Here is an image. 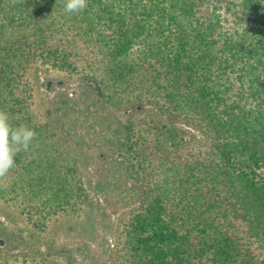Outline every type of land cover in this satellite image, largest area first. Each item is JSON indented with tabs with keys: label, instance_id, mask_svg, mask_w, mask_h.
<instances>
[{
	"label": "trees",
	"instance_id": "trees-1",
	"mask_svg": "<svg viewBox=\"0 0 264 264\" xmlns=\"http://www.w3.org/2000/svg\"><path fill=\"white\" fill-rule=\"evenodd\" d=\"M0 109L37 133L0 188L26 220L0 215V264H264V0H0ZM77 214L83 242L50 236Z\"/></svg>",
	"mask_w": 264,
	"mask_h": 264
},
{
	"label": "rangeland",
	"instance_id": "rangeland-1",
	"mask_svg": "<svg viewBox=\"0 0 264 264\" xmlns=\"http://www.w3.org/2000/svg\"><path fill=\"white\" fill-rule=\"evenodd\" d=\"M48 96L53 98L54 95L53 93L48 94L44 90H38L36 92V103L39 109L43 108V106L46 105ZM68 145L75 151L80 150V147L77 148L76 143L72 145L69 142ZM96 153L99 156L98 149H96ZM82 162L83 158H81V163ZM90 166L91 169L84 171L85 177L87 176L98 179L106 172V168L104 167V165H101V162L98 164L92 163L90 164ZM118 185V182H113V184H111L109 188H107L108 192L105 193V196L102 195V206L105 208L107 217H109L111 227H113V231L115 232L117 231L119 226V219L123 217L124 213L127 212L134 204L133 199H130L127 195H125L124 197L120 192L117 191ZM95 195L97 196L96 193ZM5 213L10 214L12 219L18 226H26V220L24 216L20 215L17 211L9 209L0 204V215ZM92 220L86 219V217H80L79 214L59 216L58 218H55L50 222L48 229L49 234L61 243H81V241L83 242L87 235L86 232H90V225ZM97 234V232L94 233L95 236ZM97 238L98 240L100 239L99 235Z\"/></svg>",
	"mask_w": 264,
	"mask_h": 264
},
{
	"label": "clouds",
	"instance_id": "clouds-1",
	"mask_svg": "<svg viewBox=\"0 0 264 264\" xmlns=\"http://www.w3.org/2000/svg\"><path fill=\"white\" fill-rule=\"evenodd\" d=\"M87 6L88 0H64V10L70 15L83 12ZM36 137L33 128L13 125L9 113L0 109V188L7 187L3 180L16 167V156L29 151Z\"/></svg>",
	"mask_w": 264,
	"mask_h": 264
}]
</instances>
